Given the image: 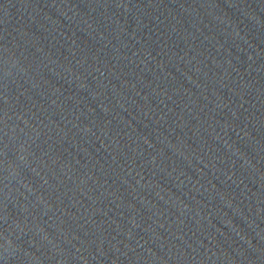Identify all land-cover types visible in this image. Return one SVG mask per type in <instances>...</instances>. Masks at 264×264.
I'll use <instances>...</instances> for the list:
<instances>
[{"label":"water","instance_id":"water-1","mask_svg":"<svg viewBox=\"0 0 264 264\" xmlns=\"http://www.w3.org/2000/svg\"><path fill=\"white\" fill-rule=\"evenodd\" d=\"M0 264H264V0H0Z\"/></svg>","mask_w":264,"mask_h":264}]
</instances>
